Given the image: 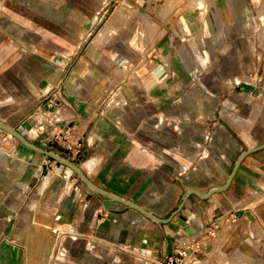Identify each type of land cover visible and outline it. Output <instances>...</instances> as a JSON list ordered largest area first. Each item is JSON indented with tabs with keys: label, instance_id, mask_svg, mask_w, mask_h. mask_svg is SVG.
<instances>
[{
	"label": "crops",
	"instance_id": "1",
	"mask_svg": "<svg viewBox=\"0 0 264 264\" xmlns=\"http://www.w3.org/2000/svg\"><path fill=\"white\" fill-rule=\"evenodd\" d=\"M207 1L204 17L186 8L171 19L163 14L168 0H0V120L52 148L37 135L31 114L60 86L77 109L73 141L81 146L56 150L101 187L169 217L187 190L223 185L240 153L264 142V72L253 50L252 67L236 73L250 82L219 86H212L211 68L201 69L207 54L197 42L188 37L171 57L165 50L174 26L193 35L200 27L212 46L231 35L243 37L244 29L259 30L264 0ZM104 28L102 43L95 45ZM212 90L220 92V101L225 91V105L227 92L235 91L237 106L234 119L215 122L213 138ZM9 135L0 130L11 148L0 152V164L12 165L6 167L15 172L10 201L18 206L3 217L14 219L19 211L28 226L0 230L26 254L1 264H47L46 253L34 252L52 250V229L76 230L74 249L93 256L64 264H114L98 253L116 245L134 246L164 263L264 264V148L244 159L228 189L208 198L191 194L170 222L161 223L97 194L79 177L65 180L56 165L47 174V156ZM179 218L197 232L188 234ZM195 241L197 252L189 248Z\"/></svg>",
	"mask_w": 264,
	"mask_h": 264
},
{
	"label": "rangeland",
	"instance_id": "2",
	"mask_svg": "<svg viewBox=\"0 0 264 264\" xmlns=\"http://www.w3.org/2000/svg\"><path fill=\"white\" fill-rule=\"evenodd\" d=\"M210 3V2H209ZM208 1L205 0V6L200 7L197 5V0H168L167 5L165 6L164 16H169L170 18H175L176 15L181 13L182 10L186 8L194 9L197 12V18L204 17V12L207 9ZM174 10V11H173ZM173 11V12H172ZM199 11H202L201 15ZM260 27L259 30L255 33H252L251 28L244 29V31L240 32V35H244L243 37H236L235 35H231L228 38H224L222 41L216 43L215 46H212L211 42L208 39L204 40L201 32V28L197 26L195 36L189 32H187L186 27L177 28V26L171 27L168 33V37H166V48L165 50L169 52V56L173 55V52L177 54L179 50H182L187 43L184 41L188 37L190 38L191 44L193 42H197L199 44L200 49L203 53L207 54L206 64H201V69L206 66L207 69H210L211 74V82L212 86H219L220 81L224 84H235L236 82H250V78L247 76H240L238 74V78L236 76L237 72L241 71V68H250L252 67V50L259 57L260 61V74L264 72V11L260 13ZM176 22L179 23V21ZM181 20V19H180ZM182 22V21H181ZM183 29V30H182ZM190 35V36H189ZM216 33L213 32L211 35V40L216 39ZM255 36V37H253ZM259 36V41L256 39ZM257 40V41H256ZM102 43V42H101ZM98 43L97 45L101 44ZM173 58V57H172ZM173 60V59H172ZM171 60V61H172ZM256 59L255 61L258 62ZM175 61V60H174ZM220 68H223V74H220ZM226 72V74H225ZM197 81H202L203 75L198 74L196 76ZM239 80V81H237ZM223 91V100L220 101V92L217 90H212V97L216 100V103L211 108V119L212 123V138L214 136L215 130V122L220 119L221 116H227L230 120L236 117L237 106L235 104L234 94L235 91H228L227 98L229 99L228 104L225 105V97L226 93ZM246 94V93H245ZM246 97V95H245ZM197 109V114H198ZM241 114V112H240ZM2 130V129H0ZM264 130V129H263ZM261 129V134L264 136V131ZM10 138H13V135H9ZM211 138V139H212ZM15 140V139H14ZM5 140H0V152L6 151L11 153V148L7 146ZM199 145V144H198ZM51 149H61L59 144L54 143ZM58 151V150H57ZM67 156V155H65ZM68 157V156H67ZM47 169L46 173L52 172L53 165L58 166L59 169H55L58 173H60L63 178L72 182V179L78 178L77 174L71 170L68 166L62 165L56 160L52 159L48 161V157H46ZM11 164H0V230H14L12 225L14 226L19 223L20 227L23 229H27L28 220L19 218V211L15 213L16 217L12 219L11 217L4 218L3 216H10L13 212L17 210V203H13L10 201L12 195V182L15 180V172L11 169ZM4 167V168H3ZM7 167V168H6ZM55 172V171H53ZM23 181L25 178L22 179ZM15 183V182H14ZM69 185V183H67ZM27 206V204H24ZM23 205V206H24ZM13 211V212H12ZM14 214V213H13ZM14 222V223H13ZM76 230H59L52 229L50 230L49 238L52 237L55 245L52 250H48L44 252L43 250H38L34 252L38 257H43L46 253L47 255V264H64L65 260H72V258L83 259V257L88 256L87 258H93V256L89 255V252H83L81 250L74 249L77 240L80 237L75 235ZM6 232L0 237V264L1 260H6L10 258H25L26 254L24 252L20 253L15 250L12 244V240L10 239V235L6 236ZM4 237V238H3ZM9 239V240H8ZM95 251H93L94 253ZM92 253V254H93ZM98 258L100 259H110L114 261V264H146L148 257V252L144 250H140L134 246H124V245H116L114 250H104L98 253ZM8 264V263H5ZM11 264V263H10Z\"/></svg>",
	"mask_w": 264,
	"mask_h": 264
},
{
	"label": "water",
	"instance_id": "3",
	"mask_svg": "<svg viewBox=\"0 0 264 264\" xmlns=\"http://www.w3.org/2000/svg\"><path fill=\"white\" fill-rule=\"evenodd\" d=\"M0 129L12 134L15 138H17L23 145H25L26 147L44 154L47 157H50L54 160H56L57 162L70 167L76 174L77 176L82 180L83 183H85L89 188H91L94 192H96L97 194L101 195V196H105L108 199L111 200H115V201H119L122 202L123 204L130 206L132 208H135L137 210H139L140 212H142L143 214H145L146 216L152 218L153 220L157 221V222H161V223H168L170 222L184 207L187 199L189 198V196L191 194H198L199 196L203 197V198H208L211 195H213L216 192H222L225 191L226 189H228L230 187V185L233 182L234 177L236 176L242 162L244 161V159L250 155L251 153L261 150L264 148V142L247 148L245 150H243L240 155L238 156V158L236 159L234 166L228 176L227 181L220 186H216L214 188H212L211 190H209L208 192H202L198 189H189L187 190V192L185 193V195L182 198V201L180 202V204L178 205V207L172 212V214L169 217H161L157 214H155L154 212H152L151 210L145 208L144 206H142L141 204L132 201L130 199H127L125 197H122L118 194H115L103 187H101L100 185H98L94 180H92L87 173L83 170V168L73 159L63 155L62 153H60L57 150L51 149V148H47L44 147L42 145H39L33 141H31L29 138H27V136L17 127L12 126L2 120H0ZM179 223L183 226L184 230L188 233V234H194L197 232L196 228L194 226H192L186 219L184 218H179Z\"/></svg>",
	"mask_w": 264,
	"mask_h": 264
},
{
	"label": "built area",
	"instance_id": "4",
	"mask_svg": "<svg viewBox=\"0 0 264 264\" xmlns=\"http://www.w3.org/2000/svg\"><path fill=\"white\" fill-rule=\"evenodd\" d=\"M34 120V126L38 136H41L47 143L59 144L62 147L74 151L76 147L81 146V141H73L76 129L77 109L70 101L67 94L58 86L53 95L45 94L37 108L31 114ZM230 218L236 222L238 216L235 212H230ZM196 247L189 246V248L197 252L199 248V241L194 242ZM179 253L184 258L185 255L181 251ZM192 254V252L190 253ZM146 264H173L170 260L164 263L160 260L150 259L146 257ZM177 264H186L183 259H176Z\"/></svg>",
	"mask_w": 264,
	"mask_h": 264
},
{
	"label": "bare ground",
	"instance_id": "5",
	"mask_svg": "<svg viewBox=\"0 0 264 264\" xmlns=\"http://www.w3.org/2000/svg\"><path fill=\"white\" fill-rule=\"evenodd\" d=\"M116 13V12H115ZM118 13V12H117ZM119 14H121V13H119ZM124 15V14H123ZM123 17V16H122ZM112 18V20L114 19V17H111ZM116 22V21H115ZM121 23V22H120ZM106 30H107V28H104V29H102V31H100L101 33H100V35L95 39V41H94V44L95 45H97L98 43H101L102 42V40L104 39V37H102V34H105L106 33ZM198 54V53H197ZM70 168V167H69ZM71 169V168H70ZM72 170V169H71Z\"/></svg>",
	"mask_w": 264,
	"mask_h": 264
}]
</instances>
